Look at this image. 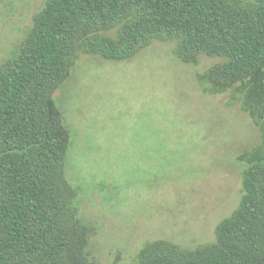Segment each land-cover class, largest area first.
I'll return each instance as SVG.
<instances>
[{
  "label": "trees",
  "instance_id": "obj_1",
  "mask_svg": "<svg viewBox=\"0 0 264 264\" xmlns=\"http://www.w3.org/2000/svg\"><path fill=\"white\" fill-rule=\"evenodd\" d=\"M18 52L0 66V264H103L93 260L81 188L68 177L74 145L55 96L82 54L133 59L154 42L199 65V80L229 94L262 142L236 157L237 208L213 241H148L133 264H264V0H47Z\"/></svg>",
  "mask_w": 264,
  "mask_h": 264
},
{
  "label": "rangeland",
  "instance_id": "obj_2",
  "mask_svg": "<svg viewBox=\"0 0 264 264\" xmlns=\"http://www.w3.org/2000/svg\"><path fill=\"white\" fill-rule=\"evenodd\" d=\"M46 1L0 0V66ZM173 48L154 42L124 62L82 54L55 96L74 141L67 174L93 228L88 249L103 264H133L154 239L213 241L240 201L236 157L262 142L229 94H208L198 78L224 60L186 64Z\"/></svg>",
  "mask_w": 264,
  "mask_h": 264
}]
</instances>
